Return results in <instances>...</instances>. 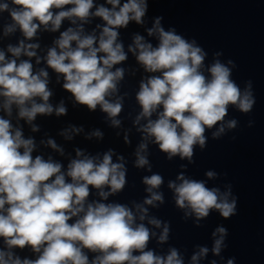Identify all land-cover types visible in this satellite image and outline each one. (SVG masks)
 <instances>
[{"label":"clouds","instance_id":"clouds-1","mask_svg":"<svg viewBox=\"0 0 264 264\" xmlns=\"http://www.w3.org/2000/svg\"><path fill=\"white\" fill-rule=\"evenodd\" d=\"M10 3L11 6L8 2L0 3V13L8 12L12 21L5 25L4 34L18 28L28 40L41 25L47 30L51 24L50 30L57 31L65 19L72 24L77 20L87 23L94 16L105 22L98 38L94 32L82 35L83 23L76 29L69 27L60 34L56 47L48 50L45 59L48 67L63 76V88L72 94L77 104L90 111H95L99 105L112 118L113 126H119L120 121L115 117L122 110L121 99L115 102L108 99L117 91V82L124 76L122 68L115 71L112 68L127 59L122 43L117 42V29L127 27L130 21L142 25L148 0H126L123 4L121 0H106L111 7L94 5V0H10ZM69 5L71 7H66ZM54 9L59 11L54 12ZM162 19L156 17L153 27L147 29L149 36L158 37L156 47L139 34L134 36V47L129 46L146 72L160 73L141 81L136 100L142 110L135 122L147 119L139 131L145 134V140L154 137V143L169 159L179 155L191 162L194 146L198 144L201 149L206 146L205 130L224 120L229 105L247 113L255 100L250 82L242 92L231 78L232 69L219 59L207 67L206 75L202 69L207 53L195 39L189 41L177 34L175 28L166 31L161 25ZM38 47L22 40L19 46L9 45L8 52L17 58L22 54L33 57ZM51 95L47 71L41 69L34 73L29 60L19 63L16 59L6 60L5 53L0 51V97H3L0 107L7 117L12 116L13 105L18 110V119L29 124L38 114L51 115L55 111L57 116L65 115L67 109L63 102L55 109L49 103ZM153 113H157L154 120L151 119ZM228 126L234 128L236 121H230ZM32 130L36 131V126ZM223 130L221 125L219 132ZM63 134L71 139L67 132ZM218 134L213 133V136ZM92 135L100 137L102 133L96 131ZM47 144L63 154L54 140L49 139ZM34 148L32 138L25 139L20 127H14L10 119L0 116V238L6 245V250L0 249V264H183L175 248L170 249L166 257L146 250L154 234L143 223L135 222L136 216L126 205L88 202L90 186L97 189L104 200L125 187L126 168L121 162H113L112 150L105 152L102 159L77 150V158L72 159L63 172V165L51 157L45 160L37 155L34 158ZM146 149V143L138 147V168L149 164L147 157L141 154ZM118 160L122 161L123 157ZM206 175L213 178L215 173L208 171ZM177 179L179 184L169 182L175 203L179 208L191 209L197 221L208 217L212 209L225 219L236 214L237 199L229 201L230 191L221 193L218 188H209L204 181L188 179L183 174ZM143 182L148 185L146 191L150 194L143 203L153 207L157 206V201L163 203L162 194L153 191L163 183L162 176L153 174L144 177ZM135 208L140 213L139 220L144 221L148 209L141 204H136ZM73 217L76 219L69 223ZM149 223L159 227L161 221L151 218ZM217 232L221 238L215 240L213 252L218 255L227 230L221 226L213 235ZM168 233L169 227L165 224L160 242L167 240ZM25 247L39 256L34 260L21 259L12 251ZM84 249L99 255L90 261ZM207 252V248H201L192 255V264ZM227 264L234 262L229 259Z\"/></svg>","mask_w":264,"mask_h":264}]
</instances>
